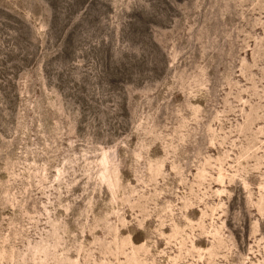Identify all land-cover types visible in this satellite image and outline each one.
Returning a JSON list of instances; mask_svg holds the SVG:
<instances>
[{
    "label": "rangeland",
    "instance_id": "1",
    "mask_svg": "<svg viewBox=\"0 0 264 264\" xmlns=\"http://www.w3.org/2000/svg\"><path fill=\"white\" fill-rule=\"evenodd\" d=\"M0 264H264V0H0Z\"/></svg>",
    "mask_w": 264,
    "mask_h": 264
}]
</instances>
